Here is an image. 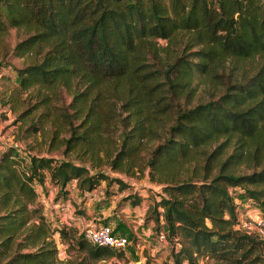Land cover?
Here are the masks:
<instances>
[{
    "label": "trees",
    "instance_id": "1",
    "mask_svg": "<svg viewBox=\"0 0 264 264\" xmlns=\"http://www.w3.org/2000/svg\"><path fill=\"white\" fill-rule=\"evenodd\" d=\"M10 27L26 33L14 44V55L44 49L38 60L16 68L17 90L57 83L79 102L91 88L99 97L103 87L121 100L125 114L117 121L124 136L112 156L106 155L112 168L122 169L123 159L132 157L136 137H144L154 120L166 118L170 103L166 90L170 96L182 95L186 103L178 104L166 136L146 158L162 182V193L146 219L164 225L174 264H198L197 258L203 256L232 264H264V236L241 228L228 191L229 186L254 185L244 186L243 195L264 212L262 0H0V40ZM178 32L185 33L186 48L195 49L161 60L158 50L163 47L156 39L168 44ZM255 57L251 74L226 80L215 98L186 105L193 78L216 77L226 60ZM153 58L160 59V65ZM80 85L83 91L77 89ZM102 99L96 103L89 99L80 121L70 123L63 153L76 144L90 157L95 150H108L97 147L102 126L114 123L102 118L114 117L99 106ZM79 106L73 104V112L78 114ZM217 140L209 151L200 150ZM21 160L14 145L0 149V260L6 255L3 264H51L55 249L47 247L49 227L34 203L32 182L41 183L45 171L60 189L71 179L85 190L102 179L121 181L103 171L90 172L70 159L30 153L26 164ZM240 163L250 171L235 173ZM131 202L136 204L139 198ZM32 213L36 216L29 224ZM64 226L56 231L61 236L72 233L88 259L106 258L118 250L89 244L82 234L75 236ZM24 228L17 249L10 251L15 235ZM19 247L36 248L20 251ZM247 256L249 262L242 263Z\"/></svg>",
    "mask_w": 264,
    "mask_h": 264
},
{
    "label": "rangeland",
    "instance_id": "2",
    "mask_svg": "<svg viewBox=\"0 0 264 264\" xmlns=\"http://www.w3.org/2000/svg\"><path fill=\"white\" fill-rule=\"evenodd\" d=\"M262 4L264 6V0H262ZM25 34L21 28L10 27L0 40V149L14 145L22 159L21 165L22 161L23 164L27 163L30 153L50 156L55 160L65 158L85 165L90 172L103 171L108 177H117L121 181L118 184L114 180L107 182L102 179L92 189L85 190L78 188L76 180L71 179L64 188L60 189L49 179L48 173L45 171L41 183L36 180L32 182L35 191L34 203L40 207L39 212L42 213L49 227L45 237V241L48 242L47 247L55 249L51 264H174L171 255L173 249L171 241L166 236L164 240L157 238L159 231L165 232L164 225L160 221L156 224L154 221L146 219L148 213L152 212L153 202L159 199L162 193V182L156 180L160 173L153 172L146 165V158L154 145L161 142L166 136L167 125L172 122L178 104L186 103L185 98L182 95L170 96L166 90L165 99L170 100L166 115L164 114L166 118H160L158 122L154 120L152 125L149 124L150 127L144 130V137H136V146L132 157L123 159L122 169H118L110 166L109 158L106 155L109 152L111 157L123 140L124 131L122 124L118 123L117 119L122 117L125 112L121 109V100L108 88L102 87L99 97L104 99L101 100L99 106L114 116L102 118L114 123L111 126H102L104 131H101V142L97 147H105L108 150L106 152L102 149L95 150L90 157L88 151L83 153L84 148L76 144L73 149L63 153L64 138L69 135L70 123L77 124L89 99L93 97V101L96 103L99 97L95 96L96 89L91 88L87 96L76 102L73 100L71 92L57 83L50 86L35 84L26 89L17 90L19 87L16 68L38 60L44 51L42 49L38 53L28 51L22 56L14 55L12 53L14 44ZM184 34V32L176 33L168 44L166 39H156V43L163 47L158 50L161 60L195 49V46L186 48ZM187 58H190V55ZM160 59H158L160 62H156L158 65L161 63ZM257 60L258 57L246 58L237 62L226 60L225 64L217 70L216 77L193 78L192 92L186 105L215 98L223 90L226 80L231 81L236 77L251 74ZM77 89L83 91L81 85ZM76 103L78 106L80 105L81 109L78 114L73 112L75 108L73 104ZM117 113L120 116L116 118ZM130 127V124L126 126L127 129ZM217 142L219 140L201 146L200 150L202 152L209 151ZM229 149L228 147L227 151ZM189 166L190 164L186 167ZM234 171L235 173H247L250 168L245 163H240ZM150 174L153 179L150 178ZM244 186L254 187L252 184L228 187L235 202L236 216L240 221L249 219V217L255 220L258 215L264 212L256 202L243 195ZM137 197L139 202L133 204L131 201ZM28 207L30 206L28 205ZM156 209L159 210V208ZM35 216L36 213H32L28 221L29 224L33 222ZM100 223L108 224L115 231L132 238L130 244L123 249L114 250L115 252L109 257L96 260L88 259L85 251L77 248L74 238H71L72 233H69L68 236H61L56 231V227L65 225L64 227H67L64 228L65 230L73 229L74 235L79 237L86 225ZM133 226L136 231L135 235ZM24 230L25 228L21 232H17L10 245V251L17 249L16 242ZM35 248L19 247L18 250L33 251ZM10 251L7 252L8 255ZM3 257L0 264H3L6 255ZM249 259L248 256L243 258L242 263L249 262ZM197 263L232 264L209 256L198 257ZM181 264H186V262L183 261ZM252 264H258V262Z\"/></svg>",
    "mask_w": 264,
    "mask_h": 264
},
{
    "label": "built area",
    "instance_id": "3",
    "mask_svg": "<svg viewBox=\"0 0 264 264\" xmlns=\"http://www.w3.org/2000/svg\"><path fill=\"white\" fill-rule=\"evenodd\" d=\"M240 226L245 232H254L260 237L264 236V213L257 216L255 220H241ZM134 230V229H133ZM136 234V231H133ZM84 238L92 245H102L115 249H123L130 244L131 239L127 235L115 231L110 225L105 223L86 225L82 230ZM158 240L165 239V233L159 231L157 233Z\"/></svg>",
    "mask_w": 264,
    "mask_h": 264
},
{
    "label": "crops",
    "instance_id": "4",
    "mask_svg": "<svg viewBox=\"0 0 264 264\" xmlns=\"http://www.w3.org/2000/svg\"><path fill=\"white\" fill-rule=\"evenodd\" d=\"M91 220H93V219H91ZM133 229H134V226H133ZM135 230V229H134Z\"/></svg>",
    "mask_w": 264,
    "mask_h": 264
}]
</instances>
